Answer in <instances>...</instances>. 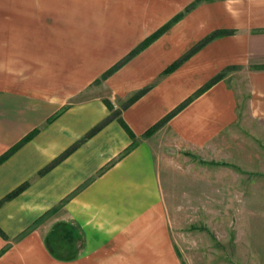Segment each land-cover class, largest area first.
Instances as JSON below:
<instances>
[{
  "label": "crops",
  "instance_id": "0c3cea01",
  "mask_svg": "<svg viewBox=\"0 0 264 264\" xmlns=\"http://www.w3.org/2000/svg\"><path fill=\"white\" fill-rule=\"evenodd\" d=\"M194 1L178 9L175 0H53L48 6L5 0L7 19L44 18L46 43L60 46L61 56L46 74L52 79L0 88V158L37 131L0 163V204L23 188L0 205V264H181L161 162L173 147L212 142L237 116L236 93L251 94V109L264 117V0L204 1L95 82ZM218 31L228 34L163 75ZM220 75L162 129L144 136ZM86 93V100L71 101ZM106 102L136 140L118 119L85 139L111 116Z\"/></svg>",
  "mask_w": 264,
  "mask_h": 264
},
{
  "label": "rangeland",
  "instance_id": "374dc122",
  "mask_svg": "<svg viewBox=\"0 0 264 264\" xmlns=\"http://www.w3.org/2000/svg\"><path fill=\"white\" fill-rule=\"evenodd\" d=\"M175 1L181 9L193 0ZM6 11L0 0V88L52 79L46 74L58 65L60 46L46 43L44 18L20 13L7 19ZM235 95L237 116L212 142L173 147L161 162L172 196L169 231L181 264H264V117L251 109V94Z\"/></svg>",
  "mask_w": 264,
  "mask_h": 264
},
{
  "label": "trees",
  "instance_id": "16d2710c",
  "mask_svg": "<svg viewBox=\"0 0 264 264\" xmlns=\"http://www.w3.org/2000/svg\"><path fill=\"white\" fill-rule=\"evenodd\" d=\"M204 1L209 0H195L189 7H187L184 12L178 14L176 17H174L171 21H169L166 25H164L162 28H160L158 31H156L154 34H152L150 37H148L143 43H141L135 50H133L124 60L113 66L111 69H109L106 73H104L99 80L95 82V84H99L102 81L107 80L109 77H111L114 73H116L119 69H121L126 63H128L132 58L137 56L139 53L147 49L153 42H155L157 39H159L162 35H164L167 31H169L176 23H178L180 20L183 19V17L192 11L194 8H196L199 4H201ZM228 34L225 31H218L213 33L211 36L200 42L197 46H195L187 55H185L183 58L175 62L173 65H171L163 75H169L173 73L175 70H177L183 63H185L188 59H190L194 54H196L199 50H201L205 45H207L210 41L217 37H221ZM223 77V75L218 76L215 78L211 83H209L205 88L199 90L197 93H195L193 96L188 98L184 103H182L180 106H178L175 110H173L171 113H169L165 118H163L159 123H157L155 126H153L148 132L145 133V137H152L155 133H157L160 129H162L170 120H172L175 116H177L181 111H183L188 105H190L197 97L201 96L203 93H205L209 88H211L215 82L220 80ZM150 88H147L145 90H142L138 93H136L129 101L126 103L124 108L130 107L133 103H135L139 98H141ZM109 108L113 111L109 119L95 127L85 139L91 137L95 133H97L101 128L110 120L118 119L119 122L125 127L129 135L136 140L135 135L133 132L129 129V127L123 122L121 119L120 111L113 110L111 104L109 102H106ZM37 134V131L26 137L21 143H19L17 146L9 150L3 157L0 158V163L4 162L12 153H14L16 150H18L22 145L30 141L35 135ZM136 146V141H134L133 146L134 148ZM210 165H223L226 164L223 163H217L212 162L209 163ZM23 189V188H22ZM22 189L17 190L10 196H8L3 202H1L0 205H2L4 202L12 199L15 197L18 193L22 191Z\"/></svg>",
  "mask_w": 264,
  "mask_h": 264
}]
</instances>
